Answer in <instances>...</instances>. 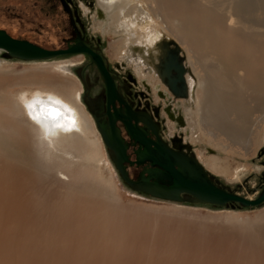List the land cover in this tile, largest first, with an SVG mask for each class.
<instances>
[{"label": "bare ground", "instance_id": "1", "mask_svg": "<svg viewBox=\"0 0 264 264\" xmlns=\"http://www.w3.org/2000/svg\"><path fill=\"white\" fill-rule=\"evenodd\" d=\"M141 2L99 0L114 42L127 44L136 22L159 21L195 75V84L184 80L199 129L222 151L246 152L240 135L264 114V0H240L229 15L208 0H148L147 11ZM150 28L133 41L135 59L149 68L162 37ZM65 79L44 68H0V264H264V209L198 218L126 202L100 174L86 133L93 123ZM42 107L59 117L33 120Z\"/></svg>", "mask_w": 264, "mask_h": 264}, {"label": "rangeland", "instance_id": "2", "mask_svg": "<svg viewBox=\"0 0 264 264\" xmlns=\"http://www.w3.org/2000/svg\"><path fill=\"white\" fill-rule=\"evenodd\" d=\"M94 1L96 7L99 8L97 6L99 0ZM141 1L142 2L140 4H142V7L145 9V11H147L148 9L146 8L145 3H148V0ZM199 1L205 2L206 0H198V2ZM239 1L240 0H208L211 7H213V5L216 6L215 9L217 13H224L225 15L232 13L233 4L238 3ZM99 13L92 15V17L94 16L96 19H92L90 23V33L100 38L102 42L103 56L106 57L110 63L124 60L126 56L131 54V52L137 51L138 46L136 43H134L137 41L136 36H145L146 29L151 27V30L161 32L162 37L160 40L166 38L178 45L182 52V56L184 57L185 65L187 66V69L190 73V76H187V78H189L192 83H196L195 75L187 63V54L184 48L167 33L165 35V33L162 32V26L159 21L153 20V22H148V20H142L143 22H136L135 29L132 30L135 35L129 37L127 44L122 43L121 45L114 42L117 36L107 31V19L104 13H100L102 15ZM0 30L5 31L13 39L26 40L44 49L54 50L63 48L64 44L62 43L61 38L66 37L68 26L67 20L62 14L61 9L57 4H55L53 0H0ZM123 38L125 39L126 37L124 36ZM135 60L136 67L134 69L136 74L139 76V78H143L144 69L146 66H141L140 62H138L137 59ZM80 62H82V56L80 55L55 59L52 61L18 62L4 59L2 53L0 52V68L11 69L16 72L32 71L41 68L50 70L59 77H64L66 79L68 78L74 82L76 84L75 93L77 96H80L81 94V86L72 73V68L77 66V64ZM189 92L190 91H188L187 100L181 103L179 106H176L177 108H180L184 117V140H186L192 146L193 153H195V157L198 162L223 186L228 187L230 190L236 191L237 194L246 197L247 199H254L258 195V188L261 185L260 172L262 168L260 167V160H258L256 157L260 148L264 144V114L251 117L250 120H248L246 132L240 135L241 142L247 141L246 145H243L246 152H243L241 148L222 151L216 145L212 146L209 144L211 141H213L212 137L207 136L201 131V129H199L200 127L198 125L197 116L190 114V111H194L196 104L193 99V93ZM40 96L43 100L45 98L47 100L48 95L46 97V95L43 96V94H40ZM170 131L172 132L171 129ZM86 133L87 140L92 141L90 143L92 146H94V157L98 169L100 168L99 171H101V176L104 179L110 180L111 186L116 189L118 194L124 198L126 202H131L134 205L139 204L138 206H149L150 209L152 208L151 210H156L157 208L160 210L163 208L164 210L161 209L160 211L164 213L169 212L168 214H180L181 216L186 217L194 215L198 218H216L228 214H232L231 216L233 217L240 218L248 216L251 218L254 214L264 209L263 206L261 208L252 210H211L202 206H187L145 199L132 194L120 184L114 169L107 159L104 146L95 127L94 129L92 128V132L87 131ZM95 138L99 140V149H97L94 145ZM212 158L227 162L228 169H236V171L231 172L229 169L230 171L227 174H220L211 171L206 165V161L211 160ZM100 159L101 161L99 162Z\"/></svg>", "mask_w": 264, "mask_h": 264}, {"label": "water", "instance_id": "3", "mask_svg": "<svg viewBox=\"0 0 264 264\" xmlns=\"http://www.w3.org/2000/svg\"><path fill=\"white\" fill-rule=\"evenodd\" d=\"M155 49L158 55L156 61L163 65L167 73L177 66L181 73L190 76L182 52L175 42L164 38L155 45ZM0 52L4 59L18 62H43L86 55L98 68L110 97H113L112 85L100 57L80 41L68 43L65 49L48 50L26 40L13 39L5 31L0 30ZM158 75L160 76L159 70ZM180 83L185 91L181 97L187 100L188 85L183 78L180 79ZM167 86L169 89L172 88L169 84ZM115 118L123 121L119 113L110 118L108 125H103L98 118L93 117L107 159L120 184L128 192L145 199L202 206L211 210H252L264 206V189L254 199H247L228 187L221 186L188 149L185 152L174 151L159 138H156V142L146 140L145 132L129 125L130 120L143 124L145 121L133 116L127 118L125 126L128 136L139 144V149L134 152L135 161L130 162L126 156L127 146L114 127ZM132 166L141 168L134 180L129 178L127 172V167Z\"/></svg>", "mask_w": 264, "mask_h": 264}, {"label": "flooded vegetation", "instance_id": "4", "mask_svg": "<svg viewBox=\"0 0 264 264\" xmlns=\"http://www.w3.org/2000/svg\"><path fill=\"white\" fill-rule=\"evenodd\" d=\"M53 1L61 9L68 26L66 37L61 38L63 48L58 49H65L68 43L82 42L92 53L100 57L112 85L113 97H110L96 65L88 56L80 55L82 62L72 68V73L81 86L80 103L94 127L93 117L98 118L103 125H108L110 118L119 113L123 121L115 118L114 127L127 146L126 156L130 162L135 161L134 152L139 149V144L128 136L125 126L128 122L127 118L131 116L145 121L143 124L130 120L129 125L138 131L145 132L146 140L156 142V138H159L162 143L174 151L185 152L188 149L189 153H193L192 146L183 137L185 126L183 114L180 108L176 107L186 101L181 97L185 91L180 83V79H185L186 75L181 73L177 66L167 73L163 65L155 61L153 67L144 69V77L139 78L134 69L136 51L131 52L124 60L110 63L103 56L100 38L90 33V23L92 19H96L92 15L103 13L96 7L95 1ZM168 84L172 86L171 89L168 88ZM193 154L196 156L195 153ZM256 158L260 160L262 168L259 194L264 189V144ZM140 171L141 168L135 166L127 167L128 176L132 180L138 176Z\"/></svg>", "mask_w": 264, "mask_h": 264}, {"label": "snow or ice", "instance_id": "5", "mask_svg": "<svg viewBox=\"0 0 264 264\" xmlns=\"http://www.w3.org/2000/svg\"><path fill=\"white\" fill-rule=\"evenodd\" d=\"M53 103L55 104H59V101H54ZM27 107L29 109L32 108V105L29 104L27 105ZM60 115V112L58 109L54 108V107H48V108H41V111L39 113H36L34 115H32V119L33 120H39L41 118V116H43L45 119L47 118H52V119H56L58 118Z\"/></svg>", "mask_w": 264, "mask_h": 264}]
</instances>
